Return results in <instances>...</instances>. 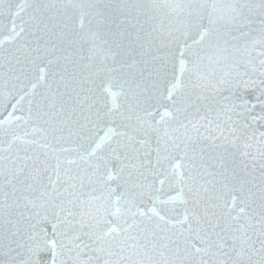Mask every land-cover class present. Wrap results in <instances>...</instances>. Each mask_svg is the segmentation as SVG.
Instances as JSON below:
<instances>
[{"label":"water","instance_id":"water-1","mask_svg":"<svg viewBox=\"0 0 264 264\" xmlns=\"http://www.w3.org/2000/svg\"><path fill=\"white\" fill-rule=\"evenodd\" d=\"M22 3L23 0H3L0 38L8 35L10 13L18 10V26L21 21L41 27L47 24L55 47L61 51L53 55V63L71 65L73 60L81 63L78 71L85 93L81 101L88 100L85 111L99 101V94L93 96L88 92L93 87L91 78L98 71L100 59L99 56L86 59L90 49H108L106 63L124 69L151 68L154 58L159 57L156 66L166 64L168 80L175 78L174 95L189 97L183 110L186 117L183 127L175 125L174 109L164 117L165 126L171 125L169 139L182 137L185 144L196 150L193 160L191 152L185 158L183 152L171 147L165 150L162 145L159 158L169 170L167 179H175L170 171L182 162L183 168L177 171L184 173L199 194L186 196L184 201L195 199L201 216L212 224L219 221L227 228L233 223L231 217L243 206L239 200L232 205V194L215 183L216 172L227 169L230 176H235L234 182L244 181L245 189H251L246 212L258 208L264 184V96L261 95L264 92V0H27L21 8ZM27 38L32 36L29 34ZM69 38L76 40L75 46L67 47ZM15 47L14 42L5 41L0 53L7 58L8 50ZM40 67L44 71L37 68L34 74L43 83L48 69L44 65ZM3 85L0 119L4 134L0 137V155L4 157V170L7 172L12 166L10 156L12 160L16 155L23 159L21 149L26 147L30 156L40 155L45 161L40 171L46 169L45 182L51 177L50 186L57 193L54 202L37 200L35 206L29 203V209L24 212L28 219L22 220L23 209L16 204L19 193L13 196L12 186L7 181L0 182V264H34L38 252L47 264H179L173 251L163 247L165 241L149 243L136 229L129 228L134 209L122 208L117 214L109 203L97 199L103 182L100 177L106 178L109 172L114 176L111 187L120 184L135 187L137 181L150 184L152 169L148 161L156 163V144L144 143L140 137L133 144L124 134V128L110 122L90 126L88 135L79 141L75 137L61 140L59 133L53 138L51 130L45 135L42 129L47 126L35 116L27 122L16 119L28 117V100L33 93L30 85L13 87L9 83L6 60ZM166 87L162 85L161 90ZM40 91L38 86L36 92ZM111 91L112 95L105 93L106 99L99 102L106 106V111H124L129 106V96L120 92L118 83H113ZM233 92L243 93V106H239L241 102ZM13 104L18 105L15 110ZM164 111L160 109V113ZM242 112L250 115L232 124ZM79 118L78 112L72 114L73 120ZM33 140L38 143L32 145ZM117 142L130 145L127 156L123 151H110ZM84 149L95 150L101 158L93 161L101 164L99 171L95 168L85 171L87 166L77 156ZM15 170L20 172L19 163ZM24 199L32 200L27 193ZM169 207L174 209L170 228L180 227L177 219L183 220L185 215L191 221V211L184 212L186 207H193L191 202L177 201ZM232 207L235 211L230 212ZM140 211L148 209L141 206ZM144 219L147 222V217ZM154 226L155 220L149 225V239ZM183 226L187 227L188 222ZM224 235L228 242L225 251L231 255L223 259L206 257L211 264H223L225 260L227 264H249L247 254L237 255L243 248L251 252L250 264H262L256 239L258 227L248 229L252 238L249 242L240 239L239 234L229 235L226 231ZM253 243L257 251H251ZM188 244L202 246L195 236ZM195 247L190 249L192 253ZM199 259L197 255L196 260Z\"/></svg>","mask_w":264,"mask_h":264},{"label":"snow or ice","instance_id":"snow-or-ice-1","mask_svg":"<svg viewBox=\"0 0 264 264\" xmlns=\"http://www.w3.org/2000/svg\"><path fill=\"white\" fill-rule=\"evenodd\" d=\"M24 3H27V0H23L21 8H23ZM19 15V10L16 13H10L11 27L8 30V35L0 38V49L3 48L5 41L16 44L14 50H8L7 58L0 53V97L3 96L4 89L5 60L8 66L9 83L13 87L25 84L30 85L33 93L28 100V117H17L16 119H25L27 122L35 116L37 121L47 126L42 129L45 135L48 130H51L53 138H56V133H59V139L61 140H71L75 137L79 141L88 135L90 126L100 122H110L124 128V134L128 136L133 144L136 137H140L144 143L150 144L154 142L157 150L156 163L153 165L151 160L148 161L152 169L151 183L145 184L143 181H137L135 187L128 184L111 187L110 184L114 181V176L112 172H109L106 178L103 175L100 177L103 182L99 186L101 195L97 199H102L109 203L117 214L122 208L134 209L132 211V224L129 225V228L136 229L138 235L149 243L159 244L161 240L165 241L163 247L173 251L175 257L179 260V264H211L206 257L223 259L225 256H230L231 253L225 251L228 247V242L224 233L227 231L229 235L239 234L240 239L249 242L252 238L248 235V229L258 227L259 235L256 237L260 245L258 254L261 255V262L264 264V184H262L260 189V200L262 203L258 205V208H252L251 212H246V201L251 189H245L244 181L234 182L235 176H230L227 169L215 173V176L218 177L215 183L221 185L232 194V205L234 206L237 200L243 205L239 208L236 215L231 217L233 223L225 228L219 221L215 224H212L211 221H205L199 212L195 199L184 201L186 196L198 197L199 194L196 188L190 186L189 180L184 177V173L177 171V169L183 168L182 162L175 165L170 171L175 179H167L169 170L163 166L159 158L161 146L163 145L165 150L171 147L174 151L183 152L185 158H188V154L191 152L193 153V160L195 159L194 153L196 150L185 144L182 137L173 136L169 139L168 128L171 125L165 126L164 117L169 110L174 109V123L178 128L183 127L182 121L186 118L183 110L189 97L174 95L176 91L175 78L168 80L166 64L160 63L157 67L156 62L160 58L155 57L151 68L147 66L141 67L139 70L136 67L117 68L106 63L105 55L109 51L108 49H90L89 54L85 58L99 56L100 59L98 71L93 74L94 78L90 77L93 87L89 88L88 92L92 93L93 96L99 94V101H104L106 99L105 93L112 95L113 83H118L120 92L129 96L130 103L124 111L119 113L106 111V106H102L99 101L89 105L85 111L84 106L88 103V100L81 101V95L85 94L83 92L84 85L81 81V74L78 71L81 63L76 60H73L71 65L68 63L61 64L59 61L53 63L51 58L55 53L61 51L55 47L48 25L45 24L41 27L40 24L33 25L21 21L18 26L16 17ZM3 19V0H0V20ZM18 27L19 30H17ZM29 34L32 39L27 38ZM66 42L67 47H73L76 44V40L71 38L67 39ZM61 47L63 48L64 45H61ZM41 65L48 69L43 83H41L40 77L34 74L37 68L41 72L44 71V68L40 67ZM145 72H148L149 75L146 76ZM113 77H115V80H113ZM106 83L108 84L107 88L105 87ZM162 85H167L163 91L161 90ZM38 86L42 91L37 93L36 89ZM21 91L27 93L26 89H21ZM232 94L237 101L241 102L239 106H243V93L233 92ZM261 95L264 96V92ZM17 107V104L12 105L14 110ZM262 107H264V101H262ZM161 108L165 110L163 113H160ZM77 112L80 118L73 120L72 114ZM158 113L161 115L159 120L156 118ZM11 114L9 113V115ZM249 115V112L239 113V120L231 121V123L238 124L240 121L246 120ZM3 134V119H0V137ZM30 143L35 145L38 142L33 140ZM129 147V144L121 145L117 142L115 148H111L110 151L116 153L123 151L124 155L127 156ZM21 150L24 152L23 159L16 155L15 160H12L10 156L9 160L12 166L7 169V172L4 170V157L0 155V182L7 181L12 186L13 191L11 194L13 196L19 193L16 204L23 209L20 212V216L22 220H25L28 218L25 217L24 212L29 209V203L35 206L37 200L54 202L57 189L51 188V177H48V182H45L46 169L40 171L45 161L40 158V155L30 156L26 147ZM44 154L46 155L47 153L45 152ZM148 155L151 154L149 153ZM77 156L87 166L85 171L91 168H95L97 171L100 170L101 164L93 162L101 159L95 154V150L89 152L84 149L77 152ZM18 163L21 168L19 173L15 170ZM25 193L32 198L31 201L24 199ZM177 201L191 202L193 204L191 209L187 207L184 209L185 213L191 211L192 219L189 221V217L185 215L183 220L177 219V224L180 227L172 225L170 228V221L174 219L171 213L174 209L170 208L169 204H174ZM149 205H151L150 208ZM141 206L148 209V211H140ZM229 211H235V208L232 207ZM149 212L151 215L148 214ZM138 217L139 219H137ZM145 217H147V222H145ZM245 217L248 219H245ZM153 220H155V226L151 229V238L149 239V225H151ZM252 221H256V223ZM185 222H188L187 227L183 226ZM141 225H144V227H141ZM194 236L199 238L201 247L188 244V241L192 240ZM173 245L175 246L174 249L172 248ZM192 247H195V253L190 251ZM233 251H235V248H233ZM251 251H257L254 243ZM246 254L249 256L250 264L251 252L249 249L243 248L237 253L241 257ZM197 255L200 256L199 261L196 260ZM53 261H55V253ZM34 264H47V260L41 257L38 252L37 260ZM223 264H227V261L225 260Z\"/></svg>","mask_w":264,"mask_h":264}]
</instances>
